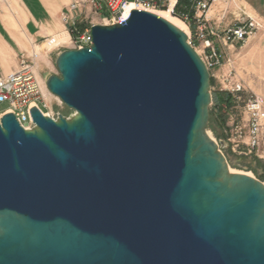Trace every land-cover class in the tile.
<instances>
[{
  "label": "water",
  "instance_id": "water-1",
  "mask_svg": "<svg viewBox=\"0 0 264 264\" xmlns=\"http://www.w3.org/2000/svg\"><path fill=\"white\" fill-rule=\"evenodd\" d=\"M92 36L46 81L72 116L0 117V264H264V182L209 133L187 33L134 9Z\"/></svg>",
  "mask_w": 264,
  "mask_h": 264
},
{
  "label": "built area",
  "instance_id": "built-area-1",
  "mask_svg": "<svg viewBox=\"0 0 264 264\" xmlns=\"http://www.w3.org/2000/svg\"><path fill=\"white\" fill-rule=\"evenodd\" d=\"M3 0H0V3ZM190 11H181L180 18L184 20L189 28L188 40L196 41V50L204 60L211 76L214 70L221 66L224 53L234 44L245 42L256 30L263 26L261 19L247 13L245 7L236 5L238 0H190ZM217 2H224L230 6L235 4L237 10L234 14H245L246 17L239 18L234 24L224 26L223 21L228 18L230 11L226 9L219 14H211L212 7ZM84 3L90 4L96 13H106V24H123L134 9H159L168 7L172 13H176L175 5L171 0H73L61 14V21L66 26L69 42H74L75 48H83L93 41L92 26L82 32L78 27L80 17V6ZM74 36V38L72 37ZM56 38L53 37V39ZM52 39V40H53ZM51 40V41H52ZM67 41V42H68ZM66 42V43H67ZM40 54H23L16 70L0 76V104L8 103L5 112H13L19 122L26 129L33 128L35 123L31 115L33 107L39 108L44 114L57 118L50 113H45L40 102L46 100L42 83L37 75L36 63ZM227 57V56H226ZM230 61V58H227ZM232 71L223 74V82H229L228 91L235 97L240 98L244 91L241 82L232 81ZM61 104L62 100L57 98ZM33 104H36L33 106ZM47 106V104H45ZM244 112L247 116L246 124H235L227 133V144L231 150L239 156L258 155L264 151V98L254 94L245 100Z\"/></svg>",
  "mask_w": 264,
  "mask_h": 264
},
{
  "label": "rangeland",
  "instance_id": "rangeland-1",
  "mask_svg": "<svg viewBox=\"0 0 264 264\" xmlns=\"http://www.w3.org/2000/svg\"><path fill=\"white\" fill-rule=\"evenodd\" d=\"M72 2L73 0H66V5L62 8L60 13V19L62 12L66 10ZM175 2L178 3V0ZM190 3L191 1L189 0V3L179 12L190 11ZM176 5L175 11L177 10ZM236 5L245 7L249 15L261 19L259 16L250 12V7H248L244 0H238ZM236 5L232 4L228 6L224 2H217L213 5L211 14H219L228 9L230 13L227 15L228 18H226L222 24L224 26L227 24H234L237 22L238 16L239 18L246 17L245 14L240 16L238 13L239 11H237V15L234 14L237 10ZM153 10L154 9H152V11ZM156 10H168V7H161ZM172 14L182 20L180 14ZM106 15L107 14L104 12L101 14L96 13L90 4L84 3L80 6L78 27L82 32H85L91 25L106 24ZM182 21L184 22V20ZM261 21L263 22V26L256 30V32L245 42L234 44V46L228 51V54L223 52V63L220 67L214 70V75L211 76L214 80V83H211L213 101L210 105V122L208 130L217 141L222 139L227 140V133L230 132V129H232V126L235 124H246L247 116L244 112V104L249 96L258 94L264 98V20L261 19ZM187 30L188 32L186 33L189 34V28H187ZM65 31L66 26L64 24V29L56 34H39L34 36L35 43L33 44L32 49L30 51H23L18 56L20 62V58L23 54L30 55L33 52H38L40 54L36 63V70L37 75L41 80L46 100L39 104L45 113H50L55 117H58L59 114L70 117L75 112L68 108L64 103L61 104L57 99L59 97L54 95L46 85V81L51 75H59V71L56 67V59L60 53L66 49H76L74 42L68 41L69 35ZM55 36L56 38L53 39ZM72 37L74 38V36ZM196 43L197 42L194 41V44ZM227 58H230V61H228ZM230 71L233 73L231 80L234 82H241L244 86V91L240 95V98L235 97L228 91V87L230 86L229 82H223V74H227ZM218 91L222 92L223 95L227 94L231 96V101L234 103V106L231 107V109H228L226 105H224L222 112L217 111L214 97L217 99L216 92ZM45 104H47V106ZM8 106V103L0 104V117L6 113L5 108ZM223 152L231 167L238 171L249 172L264 182V151L259 153L261 157L254 154L250 156H239L234 153L227 144L226 147L223 148Z\"/></svg>",
  "mask_w": 264,
  "mask_h": 264
},
{
  "label": "crops",
  "instance_id": "crops-1",
  "mask_svg": "<svg viewBox=\"0 0 264 264\" xmlns=\"http://www.w3.org/2000/svg\"><path fill=\"white\" fill-rule=\"evenodd\" d=\"M244 1L252 14L264 20V0ZM65 3L66 0H3L0 3V76L18 68V56L32 49L34 36L56 34L64 29L60 13Z\"/></svg>",
  "mask_w": 264,
  "mask_h": 264
},
{
  "label": "trees",
  "instance_id": "trees-1",
  "mask_svg": "<svg viewBox=\"0 0 264 264\" xmlns=\"http://www.w3.org/2000/svg\"><path fill=\"white\" fill-rule=\"evenodd\" d=\"M189 3V0H178V3L176 5V13H179L180 10H182L187 4ZM211 83H214L213 78H211ZM217 99L214 97V102L217 111L222 112L223 106L226 105L228 109H231V107L234 106V103L231 101V96L230 95H223L222 92L218 91L216 92Z\"/></svg>",
  "mask_w": 264,
  "mask_h": 264
},
{
  "label": "bare ground",
  "instance_id": "bare-ground-1",
  "mask_svg": "<svg viewBox=\"0 0 264 264\" xmlns=\"http://www.w3.org/2000/svg\"><path fill=\"white\" fill-rule=\"evenodd\" d=\"M176 0H172V3H175ZM144 10H148V11H152V9H144ZM152 12L158 14L159 16H162L164 18H166L167 20H169L170 22H172L173 24H175L176 26H178L180 29H182L185 32H188L187 30V25L185 24V22H183L182 20H180L179 18L175 17L172 12L170 10H153ZM188 35V33H187ZM189 43L194 47L196 46V44H194V41H189ZM196 49V47H194ZM36 104H33V106H35ZM43 113V112H42ZM44 114V113H43ZM46 115V114H44ZM210 133V132H209ZM211 134V133H210ZM212 135V134H211ZM232 169L234 171H238L236 169H234L232 167ZM243 172V171H242ZM249 173V172H248ZM251 174V173H249Z\"/></svg>",
  "mask_w": 264,
  "mask_h": 264
}]
</instances>
